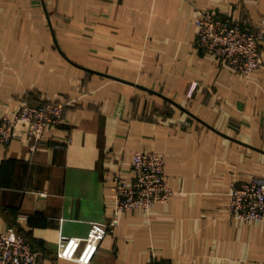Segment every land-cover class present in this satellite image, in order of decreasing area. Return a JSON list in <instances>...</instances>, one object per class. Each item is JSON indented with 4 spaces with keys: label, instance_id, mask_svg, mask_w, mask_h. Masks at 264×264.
<instances>
[{
    "label": "crops",
    "instance_id": "obj_1",
    "mask_svg": "<svg viewBox=\"0 0 264 264\" xmlns=\"http://www.w3.org/2000/svg\"><path fill=\"white\" fill-rule=\"evenodd\" d=\"M204 11L264 23V0H0V115L68 103L43 137L22 125L0 146V233L19 228L39 264H80L63 240L109 222L140 151L174 195L122 213L92 264H264V222L229 214L232 187L264 176V67L198 48Z\"/></svg>",
    "mask_w": 264,
    "mask_h": 264
},
{
    "label": "built area",
    "instance_id": "obj_2",
    "mask_svg": "<svg viewBox=\"0 0 264 264\" xmlns=\"http://www.w3.org/2000/svg\"><path fill=\"white\" fill-rule=\"evenodd\" d=\"M197 46L214 59L250 76L262 68L264 30L254 31L232 18H222L213 11L201 12L197 20ZM68 103L48 101L39 104L24 102L14 113L0 115V146L9 144L18 127L28 126V133L41 138L48 126L63 123ZM134 179L129 182L117 178L116 206L107 223L93 222L84 240L66 238L58 256L80 264H92L101 244L119 224L120 215L142 209L150 213L157 203L168 202L174 195L165 172V159L151 151L136 152L132 160ZM231 218L242 221L264 222V178L232 188L229 195ZM0 264H39V257L32 244L17 227L0 233ZM151 264H169L155 258Z\"/></svg>",
    "mask_w": 264,
    "mask_h": 264
},
{
    "label": "rangeland",
    "instance_id": "obj_3",
    "mask_svg": "<svg viewBox=\"0 0 264 264\" xmlns=\"http://www.w3.org/2000/svg\"><path fill=\"white\" fill-rule=\"evenodd\" d=\"M244 25L246 26V27H248L245 23H244ZM248 28H250V29H252V30H254V31H260L259 30V28L260 29H262V30H264V23L263 24H256V26H253V27H251V26H249ZM263 43H264V40H263ZM262 43V44H263ZM261 48H262V45H261ZM262 56H263V53H262ZM262 68L264 67V58H263V60H262ZM255 72V71H254ZM262 178H264V176H262L260 179H262ZM257 180V179H256ZM242 185V184H241ZM235 186H237V185H235ZM235 186H233L232 188H234Z\"/></svg>",
    "mask_w": 264,
    "mask_h": 264
}]
</instances>
